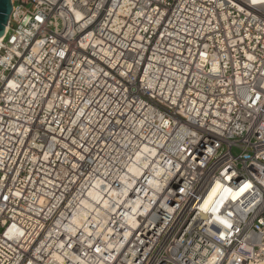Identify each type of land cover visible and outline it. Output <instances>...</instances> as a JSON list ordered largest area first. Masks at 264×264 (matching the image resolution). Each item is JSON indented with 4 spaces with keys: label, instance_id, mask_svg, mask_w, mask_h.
Returning <instances> with one entry per match:
<instances>
[{
    "label": "built area",
    "instance_id": "2783aa9c",
    "mask_svg": "<svg viewBox=\"0 0 264 264\" xmlns=\"http://www.w3.org/2000/svg\"><path fill=\"white\" fill-rule=\"evenodd\" d=\"M11 3L0 264H264V2Z\"/></svg>",
    "mask_w": 264,
    "mask_h": 264
},
{
    "label": "water",
    "instance_id": "95a60500",
    "mask_svg": "<svg viewBox=\"0 0 264 264\" xmlns=\"http://www.w3.org/2000/svg\"><path fill=\"white\" fill-rule=\"evenodd\" d=\"M11 12V0H0V38L5 35Z\"/></svg>",
    "mask_w": 264,
    "mask_h": 264
},
{
    "label": "bare ground",
    "instance_id": "6f19581e",
    "mask_svg": "<svg viewBox=\"0 0 264 264\" xmlns=\"http://www.w3.org/2000/svg\"><path fill=\"white\" fill-rule=\"evenodd\" d=\"M252 1H253L255 4H259V3H261V2H264V0H252ZM3 37H4V36H3ZM3 37L0 38V42L2 41ZM130 170H131L132 172H134L132 169H130ZM218 189H219L218 186H216V187L213 189L212 193H211L210 196L207 198V203H209V202L212 200L214 194L218 191ZM238 194H239L238 192H235V193L232 195L233 198H235ZM112 195L114 196V198L117 197V194H116L115 192H113ZM92 199H93V202H92L93 204H90L91 207H93L92 205H94L95 203H99V204L104 203L100 193H99V194H97V193H96V194H93V195H92Z\"/></svg>",
    "mask_w": 264,
    "mask_h": 264
},
{
    "label": "snow or ice",
    "instance_id": "6c2138e0",
    "mask_svg": "<svg viewBox=\"0 0 264 264\" xmlns=\"http://www.w3.org/2000/svg\"><path fill=\"white\" fill-rule=\"evenodd\" d=\"M245 187H248V186L246 185ZM241 191H243V189Z\"/></svg>",
    "mask_w": 264,
    "mask_h": 264
}]
</instances>
